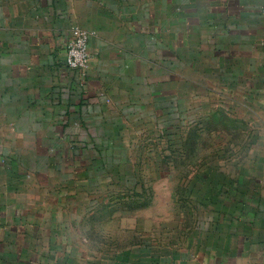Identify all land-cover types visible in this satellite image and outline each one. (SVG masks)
Wrapping results in <instances>:
<instances>
[{"label": "crops", "instance_id": "obj_1", "mask_svg": "<svg viewBox=\"0 0 264 264\" xmlns=\"http://www.w3.org/2000/svg\"><path fill=\"white\" fill-rule=\"evenodd\" d=\"M263 7L0 0V264H264ZM75 27L96 32L84 83L65 63ZM210 97L252 131L248 145L262 154L246 159L255 161L249 171L236 158L216 174L234 182L220 204L195 199L199 211L220 212L211 234L201 221H176L173 236L146 245L143 220L115 224L123 210L109 198L129 190L107 181L127 180L129 170L112 165L143 178L140 151L166 132L202 127L191 117L209 111Z\"/></svg>", "mask_w": 264, "mask_h": 264}, {"label": "rangeland", "instance_id": "obj_2", "mask_svg": "<svg viewBox=\"0 0 264 264\" xmlns=\"http://www.w3.org/2000/svg\"><path fill=\"white\" fill-rule=\"evenodd\" d=\"M196 102L197 104L195 101L194 104L198 107L200 101ZM208 102L210 108L208 112L204 111L200 115V111L197 112L199 114L194 111L191 117V122L202 124V127L187 130L185 133L180 132L172 137H168L166 132L160 137V145L155 147L151 145L140 151L139 171L143 172L141 174L143 178H137L136 174H132V170L135 169L132 165L117 163L112 165L114 173L122 168L129 170V179L107 181L112 183L110 187L113 189L122 187L129 190L126 197L123 195L122 198L121 196L109 198L118 205V210H123L115 213L119 217L115 224L118 228L122 225L133 229L139 226L140 220H143L147 230L144 242L149 243L146 245H154L153 240L156 239L158 242L159 236L161 243H164L166 241L164 234L168 237L173 236L172 230L177 225L176 221H183V225L184 222L189 223L190 227L192 222L201 221L204 223L202 226L208 225L211 234V228L220 223V212L199 211L194 206L195 199H202L208 207H212L213 203L220 204V191L227 194L234 182L229 178H216L219 177L216 174L221 171L227 175L228 170L231 171L236 166L234 161L236 158L242 159L241 170L249 171L253 165L252 161L253 163L255 161L246 159L260 156L258 155L260 149L248 145L254 139L252 131L245 130L242 123L238 124L231 115L220 112V97L217 100L210 97ZM236 125H241L243 130L240 133L233 131ZM169 141L172 144H169ZM136 153L137 150L134 151L133 159ZM125 154V152L121 155L113 154L114 160H124ZM137 163L136 161L135 167ZM200 173L210 174L205 176L206 179H200ZM154 175L161 178L157 179ZM192 175L197 179L186 178ZM135 237L132 232L129 233V241Z\"/></svg>", "mask_w": 264, "mask_h": 264}, {"label": "built area", "instance_id": "obj_3", "mask_svg": "<svg viewBox=\"0 0 264 264\" xmlns=\"http://www.w3.org/2000/svg\"><path fill=\"white\" fill-rule=\"evenodd\" d=\"M264 15V7L262 9ZM75 36L65 44V63L67 67L78 75L80 82L84 83L88 77L92 55L90 41L96 32L74 28Z\"/></svg>", "mask_w": 264, "mask_h": 264}]
</instances>
